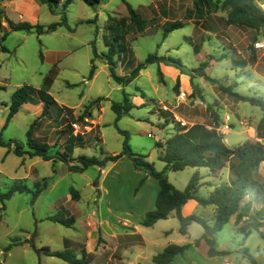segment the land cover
I'll use <instances>...</instances> for the list:
<instances>
[{
  "label": "rangeland",
  "instance_id": "1",
  "mask_svg": "<svg viewBox=\"0 0 264 264\" xmlns=\"http://www.w3.org/2000/svg\"><path fill=\"white\" fill-rule=\"evenodd\" d=\"M193 1L126 0L141 17L135 23L122 0H106L95 7L84 0H62L55 6L43 0H0V134L11 144L10 148L0 146V194L17 183L30 189L15 193L10 200L0 198V264H69L46 255L48 249L72 251L83 264H155L153 257L171 244L190 245L172 264H251L245 249L257 264H264V224L253 218L240 223L236 216L231 218L215 236L217 250L224 253L216 257L208 255L204 241L195 244L204 233L203 226L193 222L183 235L175 212L152 227L142 226L147 213L155 209L160 184L149 171L136 167L129 155L104 168L70 170V165H80L79 157L103 160L122 154V131L128 133L132 153L143 156L158 172L166 164L159 160L162 148L157 144H165L181 127L217 128L230 148L247 141L264 145V139L257 137L263 111L227 92L264 98V48L255 46L264 43V32L236 27L226 32L222 17L227 12H207L205 7L203 16L197 17ZM259 5L264 9L263 1ZM163 10L170 14V22L184 23L167 37ZM8 20L44 28L65 23L39 36L35 31L11 32ZM145 28H150L147 35L140 32ZM202 45V56L196 57ZM112 46L117 54H128L131 48L138 63L150 55L178 60L190 83L176 88L177 80L164 73L160 76V62H156L128 87L119 85L106 59ZM114 61L117 75L130 73L126 60L120 65L116 56ZM202 63H208L205 72L215 83L194 73ZM92 66L96 67L93 79ZM23 86L30 88L32 99L6 125L12 95ZM42 89L56 101L45 116L38 98ZM125 95L132 103L143 102L118 119L112 106L123 103ZM175 121L181 126H175ZM34 123V137L49 146V161L24 159L14 152L16 142L28 150L27 132ZM65 153L74 159L69 164L60 161ZM231 163L213 179L215 183L230 181ZM195 173L200 177L198 195L209 197L212 185L203 182L210 173L206 168L169 171L166 177L183 191ZM259 173L264 181V162ZM37 183L46 187L34 200ZM72 192L79 197L73 199ZM257 209L260 206L254 205ZM60 211L74 217L73 226L48 219ZM215 211L213 206L199 205L193 215L211 226ZM251 224L249 234L242 231Z\"/></svg>",
  "mask_w": 264,
  "mask_h": 264
},
{
  "label": "trees",
  "instance_id": "2",
  "mask_svg": "<svg viewBox=\"0 0 264 264\" xmlns=\"http://www.w3.org/2000/svg\"><path fill=\"white\" fill-rule=\"evenodd\" d=\"M62 0H43V3L49 6H55L61 3ZM85 3L91 7L100 5L106 0H84ZM129 12L131 20L138 23L140 20L138 14L134 9L126 2L122 0ZM264 0H217L213 3L212 0H194L197 16L201 17L204 14V8L207 7L208 11L214 12L219 10L227 12V17L224 21L226 26H234L243 30L255 31L256 33L264 32V9L261 8L259 2ZM11 32H33L35 31L39 36L54 32L58 27L62 26L65 21L54 23L44 28L40 25H32L29 22L15 23L8 20ZM184 27V23L181 21L170 22L165 26L164 37L168 34ZM2 28V22L0 20V29ZM6 37V35H5ZM4 37V38H5ZM96 56H98L95 51ZM115 50L112 46L109 50L108 57L106 56L110 75L116 83L124 87L133 83L140 75V72L144 70L148 65L156 62H168L174 65L177 69L181 70L182 63L171 57H157L156 55H150L145 62L140 63L134 68L128 75L119 76L116 73V63L114 61ZM255 61V58H253ZM208 67V63H202V65L194 70V73L199 77L205 78L209 82L215 83L216 81L211 79L205 72V68ZM96 67L92 66L90 78L95 76ZM159 75L162 73L159 71ZM194 78V75L192 76ZM196 78V77H195ZM180 81L177 80L176 88H179ZM139 90V89H137ZM227 92L237 96L244 102H248L252 106L259 107L264 113V98L261 97H247L241 96L237 93H233L230 89ZM142 94V93H141ZM38 98L43 103L42 116H45L49 112L50 104L56 103L51 95L42 89L39 91ZM144 97V95H143ZM30 88L23 86L15 91L11 98L9 105V114L7 117L6 125L13 119V117L20 111L24 104L31 101ZM1 106V104H0ZM140 108L134 105L130 98L125 95L123 103H114L112 106L113 111L116 113L117 118L130 114L135 109ZM165 113H169L168 110H163ZM89 114V113H88ZM90 112V116H91ZM83 118V116H81ZM174 120V119H173ZM168 121V120H167ZM35 123L29 128L27 132V146L28 150H24L21 144L14 143V152L17 156L24 158L39 157L45 161H49L52 157L49 155V146L40 142L34 137L33 128ZM175 126H181L179 122L175 121ZM125 136L124 152L122 154L109 156L103 160L96 157L87 158L79 157L80 165H70V170L73 172H84L92 166L104 168L108 162H117L124 155H129L133 160L136 167L149 171L151 177H154L159 181L160 192L157 196L155 209L147 213L146 218L142 221V226L152 227L161 220H167L171 213L175 212L178 220L181 223L180 232L183 235H187L188 226L193 223H199L204 228V233L201 239L196 240V246L200 245L201 241H204L208 246V255L210 257H216L224 254L216 248L215 236L222 231L223 227L228 224L233 216L237 217V222L240 223L244 218H253L255 221L264 224V181L262 180L259 168L264 162V145L259 142L247 141L237 148H230L224 140L223 135L217 132V128H207L205 125H194L190 129L181 127L175 132L165 144H157L159 148H162V152L159 156V160L166 164L162 172L155 170L151 163L143 160V156L132 153L129 147V136L125 131L121 132ZM258 139H264V116L261 119L257 128ZM75 139H77L75 137ZM74 139H72L73 141ZM80 140V139H78ZM0 146L11 147L10 143H6L0 134ZM70 155L65 153L62 155L60 161L64 163H71ZM228 161L231 163L232 178L230 182L222 183L215 188L209 197H202L198 195L199 174L195 173L191 178L186 188L181 191L176 189L167 179L166 173L169 171L178 172L183 171L186 168H206L210 171L212 176H216L225 167ZM46 184V183H44ZM42 186L41 183H37V190L33 192L34 200L43 191L46 185ZM30 192V189L22 183L15 184L9 192L0 194L2 201L10 200L15 193ZM73 199L79 197V193L72 192ZM195 200L200 206L207 207L213 206L215 208L214 224L208 225L204 219L196 215L184 217L182 215L183 207L190 201ZM246 202L245 205H242ZM254 205H259L260 209L254 211ZM242 211L244 214H242ZM251 214V215H250ZM50 221L59 223L66 227L74 225L75 220L73 216H66V214L60 211L58 214L48 218ZM252 220V219H251ZM252 226L245 225L241 229L246 234H249L248 229ZM190 245H177L171 244L167 246L164 251L153 257L155 264H172L175 257L186 251ZM246 251V258L251 264H257L255 259L250 255L249 251ZM46 255L50 257H56L69 264H83L72 251H50L46 252Z\"/></svg>",
  "mask_w": 264,
  "mask_h": 264
},
{
  "label": "crops",
  "instance_id": "3",
  "mask_svg": "<svg viewBox=\"0 0 264 264\" xmlns=\"http://www.w3.org/2000/svg\"><path fill=\"white\" fill-rule=\"evenodd\" d=\"M193 4H194V2H193ZM158 7H160L159 5H158ZM157 7V8H158ZM194 7H195V5H194ZM161 8V7H160ZM159 10V9H158ZM159 12H160V10H159ZM163 16H164V24H163V28L168 24V23H170V14L168 13L167 14V12H166V10H163ZM192 12V11H191ZM162 12H160V14H161ZM138 14V13H137ZM197 13H196V8H195V15H196ZM139 17H140V15H139ZM198 17V16H197ZM227 17V16H226ZM226 17H222V19H223V25H224V21H225V19H226ZM141 18V17H140ZM179 21H181V20H179ZM188 21H190V20H188ZM174 22V21H173ZM224 27V29L226 30V32L230 29V28H232V27H234V26H226V25H224L223 26ZM152 28V27H151ZM237 28V27H236ZM210 29V28H209ZM150 30V28H145V29H140V32L142 31V32H144V34L145 35H147L148 34V31ZM211 31V30H210ZM210 31H208V32H206V33H209V34H212L213 32H210ZM215 31V30H214ZM250 31V30H249ZM222 33V32H221ZM213 35H215V33L213 34ZM217 35V34H216ZM264 44V43H263ZM164 45V42L161 44V47ZM204 47H203V45L201 46V47H198L197 48V51L198 52H196V53H199V54H197L196 55V57H201L202 55H201V51L202 50H204L203 49ZM166 53L167 54H169L170 55V46H167V49H166ZM117 56V58H118V60L120 61V65L121 64H123L124 62H125V60H126V66H128L127 68L129 69V72H131L135 67H137L140 63H138V61L136 62L135 61V59H136V56H135V54H134V52H133V50L130 48V50H129V52H128V54H125V53H119V54H117L116 52H115V55H114V59H115V57ZM107 64H108V62H107ZM155 64V63H154ZM159 64V71L163 74H166V76H170V77H172V79L174 80V79H176V80H179L180 81V83H186V82H188V83H190V77L188 76V75H186V74H183L179 69H177L175 66H171L170 64H166L165 62H160V63H158ZM237 64H238V62H237ZM116 68H117V64H116ZM145 69H147V67L145 68ZM144 69V70H145ZM143 71V70H142ZM141 71V72H142ZM141 75H139V77L138 78H140L141 76H142V74L143 73H140ZM128 75V74H127ZM121 76V75H120ZM126 76V75H125ZM94 78V77H93ZM137 78V79H138ZM136 79V80H137ZM135 80V81H136ZM186 81V82H185ZM126 87H128V86H126ZM137 89H139L138 91L140 92V93H142V95H144V92H142L141 91V89L140 88H137ZM144 96H146V95H144ZM137 97V96H136ZM136 97H134L135 99H136ZM142 100H135L134 102H133V104L134 105H136L137 107L138 106H141L142 105ZM40 104H42L43 105V103L42 102H39ZM28 104V103H27ZM27 104H24V105H27ZM23 105V106H24ZM143 107V106H142ZM135 109H138V108H135ZM134 110V109H133ZM169 111V110H168ZM170 112V111H169ZM131 113V112H130ZM92 115V114H91ZM194 125H202V124H193L192 125V127L194 126ZM204 125V124H203ZM184 126V125H183ZM207 128H211V127H209V126H207V125H205ZM191 127H187V129H190ZM174 129H175V126H174ZM209 175L207 176V178L206 179H204V181L203 182H209L208 184L209 185H212V189H211V191L210 192H213V190H215V188H217L218 186H220L221 184H218V183H215V181L213 180L214 178H217L218 177V175L220 174H217L216 176H212L211 175V173H208ZM213 182V183H212ZM228 182H230V181H228ZM212 183V184H211ZM224 183H226V182H224ZM198 206H199V204H198V202L197 201H195V200H190L184 207H183V209H182V215L184 216V217H188V216H191V215H193V213L195 212V210L198 208Z\"/></svg>",
  "mask_w": 264,
  "mask_h": 264
},
{
  "label": "built area",
  "instance_id": "4",
  "mask_svg": "<svg viewBox=\"0 0 264 264\" xmlns=\"http://www.w3.org/2000/svg\"><path fill=\"white\" fill-rule=\"evenodd\" d=\"M256 48H259V49H263L264 48V44L263 43H260V42H257L255 44Z\"/></svg>",
  "mask_w": 264,
  "mask_h": 264
}]
</instances>
